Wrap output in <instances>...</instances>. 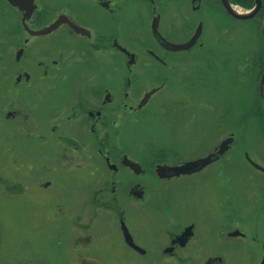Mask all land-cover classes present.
Returning <instances> with one entry per match:
<instances>
[{
    "label": "flooded vegetation",
    "instance_id": "af4514ba",
    "mask_svg": "<svg viewBox=\"0 0 264 264\" xmlns=\"http://www.w3.org/2000/svg\"><path fill=\"white\" fill-rule=\"evenodd\" d=\"M186 1L0 0V8L10 10L0 11V143L8 167L6 175L0 174V187L4 195L21 197L27 184L54 189L58 171L78 178L95 176L94 185L80 190L77 214L69 216L78 233L71 244L76 253L112 250L109 239L114 230L119 248L146 261L141 264H155L150 261L157 257L166 264H236L234 258L244 251L241 243L256 245V258L253 248L246 252L250 264H261L264 259V240L233 218L215 220L197 203L199 189L215 180L210 169L224 165L220 170L226 172L233 166L228 158L233 133L227 137L234 139L227 152L200 171L185 175H176L172 169L215 154L227 138L195 160L171 162L170 152L159 160L148 152L146 164L131 158L132 146L118 142L137 124L138 114L150 100L161 90L168 91L171 80L189 63L178 54L195 53V83L200 90L211 89L205 76L212 73L214 56L202 40V18L196 16L188 23V35L179 42L160 33L161 18L163 11H223L228 15L221 5L200 7L201 0H192L184 10ZM6 18L11 22H2ZM199 28L200 36L191 48L174 50L189 43ZM137 45L144 49L143 57L136 52ZM116 57L121 58L124 70L122 85L107 88L96 83L104 65ZM223 59L225 68L236 70V82L243 91L253 86L251 77L258 79L254 116L264 131V113L256 114L264 107L259 97L264 64L249 55L235 61L229 56ZM148 70L158 75L156 82L161 85L139 109L147 93L139 98L138 76ZM163 101L164 117L179 123L183 104L168 95ZM205 105L213 109L211 103ZM232 110L229 105L222 119L214 121L211 136L223 125L232 126ZM246 155L245 164L264 178V172L254 169L249 161L255 162ZM128 162L138 168L133 170ZM100 168L105 172L96 178ZM221 177L227 180L226 174ZM250 207L264 214V183L260 199L251 201Z\"/></svg>",
    "mask_w": 264,
    "mask_h": 264
},
{
    "label": "rangeland",
    "instance_id": "374dc122",
    "mask_svg": "<svg viewBox=\"0 0 264 264\" xmlns=\"http://www.w3.org/2000/svg\"><path fill=\"white\" fill-rule=\"evenodd\" d=\"M191 5L192 0H187L184 10H188ZM200 7L220 8L219 0H201ZM0 11L10 10L0 8ZM163 13L160 33L175 42L187 37L188 23L196 16L202 18V40H205L214 56L212 73L208 72L205 76L212 83L211 89L200 90L195 83V53L178 54L187 57L189 63L179 71L178 78L171 80L168 91L161 90L150 100L148 106L138 114L137 124L127 129L118 142L132 146L131 158L140 164H146L148 152L157 155L159 160L163 154L168 156L170 152L172 154L167 157H171L169 161L175 162L178 158L187 162L207 155L220 141L233 133L234 146L228 155L234 163L233 166L226 172L220 170L221 167L225 168L224 165L210 169L209 172L215 180L211 185L199 189L197 203L203 210H208L215 220L233 218L234 223H243L258 240L263 241L264 214H258L251 207L248 208V205H251V201L260 199L264 178L247 166L243 158L246 153L253 162L264 167V131L254 116L258 79L252 81L251 77L253 86H249L248 92L243 91L242 84L236 82V70L233 73L221 64L227 56L235 61L242 56L257 54L260 48L262 18L240 22L224 15L223 11H199L197 14L193 11ZM2 22H11V19H2ZM193 28L194 26L192 30ZM135 47L138 55L143 57L144 49L139 45ZM123 76L121 58L116 57L104 65L96 83L107 88H119L123 83ZM138 77V88H141L138 90L139 98L161 85L156 82L158 75L151 70L144 75L139 73ZM167 95L183 104L184 114L179 123H173L164 117L163 100ZM205 102L212 104L211 111ZM229 105L234 114L232 126L223 125L224 127L217 128L216 134L211 136L210 130L214 121L222 119ZM6 167L4 148L0 143V174H7ZM102 168L97 170L96 178H101L104 174ZM223 174H226L227 180L221 177ZM56 176L54 189L41 190L27 184L25 194L21 197L4 195L0 187V264L146 262L122 251L114 230L109 239L114 247L112 250L96 248L90 253L72 251L71 244L78 233L73 229L69 216L77 214L76 201L82 199L80 190L94 185L95 176L78 178L74 174L68 175L61 171ZM175 189L178 198V186ZM226 204L228 207H225ZM241 246L244 251L237 254L235 262L250 264L246 252L248 248H253L256 258V245L241 243ZM150 262L166 264L159 257Z\"/></svg>",
    "mask_w": 264,
    "mask_h": 264
},
{
    "label": "water",
    "instance_id": "95a60500",
    "mask_svg": "<svg viewBox=\"0 0 264 264\" xmlns=\"http://www.w3.org/2000/svg\"><path fill=\"white\" fill-rule=\"evenodd\" d=\"M219 2H220L221 7L225 10L224 12L228 16H230L232 19H234L236 21H240V22L250 21V20L254 19L259 14L260 9L262 7V1L261 0H253L254 5H253V8L251 10L246 11V12H239L236 9V7L231 5L229 0H219ZM200 33H201V29L199 28V29H197V31L195 32L193 38L191 39V41L189 43L182 45V46H175L174 50L175 51L188 50L189 48H191L193 46V44L196 42V40H198ZM261 36H262V41L264 43V17H263L262 26H261ZM156 91L157 90H152L149 93H147L144 96V98L142 99V101L140 102L138 108L141 109L142 107H144L145 104L147 103L148 99ZM259 97L264 101V73H263L261 83H260ZM232 143H233V137L230 136L229 138H227L225 141H223L219 145L215 154L213 153V154L209 155L207 158L200 159V160H197V161H194L191 163H187V164L183 165L182 167L174 168V169H172V171L176 175H185V174L198 172L201 169H203L204 167L210 165L211 163H213L217 159H219L225 152H227L229 150V147L231 146ZM246 158H247V155H246ZM249 162L253 166L254 169L264 172V170L262 168H260L256 164L252 163L251 161H249ZM128 167L132 168L133 170L138 168L137 165L132 164L130 162H128ZM234 236H237V233H235ZM261 264H264V259H263Z\"/></svg>",
    "mask_w": 264,
    "mask_h": 264
},
{
    "label": "trees",
    "instance_id": "16d2710c",
    "mask_svg": "<svg viewBox=\"0 0 264 264\" xmlns=\"http://www.w3.org/2000/svg\"><path fill=\"white\" fill-rule=\"evenodd\" d=\"M262 1V8L261 11L259 13V15L257 16V18H262L263 14H264V0ZM229 2L233 5V6H237L243 10H250L252 9L254 3L253 0H229ZM256 57H258L260 60V62L262 63V65L264 64V46L260 40V48L257 52V54L255 55ZM256 110H258V106L256 105ZM259 114L264 113V107L262 110L258 111Z\"/></svg>",
    "mask_w": 264,
    "mask_h": 264
}]
</instances>
